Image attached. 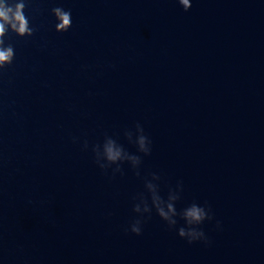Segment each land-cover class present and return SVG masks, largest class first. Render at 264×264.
<instances>
[{"label": "water", "instance_id": "1", "mask_svg": "<svg viewBox=\"0 0 264 264\" xmlns=\"http://www.w3.org/2000/svg\"><path fill=\"white\" fill-rule=\"evenodd\" d=\"M24 3L32 34L0 37V264H264V0Z\"/></svg>", "mask_w": 264, "mask_h": 264}, {"label": "clouds", "instance_id": "2", "mask_svg": "<svg viewBox=\"0 0 264 264\" xmlns=\"http://www.w3.org/2000/svg\"><path fill=\"white\" fill-rule=\"evenodd\" d=\"M177 2L182 5L183 9L187 11L191 7L190 0H177ZM25 3L24 0H19V2L9 3L8 0H0V37H2L6 32V25L11 28V30L20 37H23L25 34L31 35L33 29L29 27V21L24 14ZM56 14V17L60 21L59 24L55 25V30L57 32H66L72 26V16L70 11H65L60 7H56L53 9ZM3 41L0 40V44ZM14 55L13 48L11 46L7 48H0V68H3L4 64L7 62L10 64L12 62V57ZM137 128L141 132V136L139 138V145L141 151H144L146 154H149L150 149L145 148V143L150 144V141L143 134V129L137 125ZM86 146V145H85ZM122 149L115 147L114 143H109L105 148V153L107 160L109 162H117L121 158ZM138 159V158H133ZM154 199L159 200L158 197H154ZM169 212H174V208L172 204H168ZM157 213L159 216L167 219V213L164 211L162 207L157 204ZM185 216L190 217L192 220L200 222L205 219L211 220L212 216L209 214V210L205 207H197L195 204L184 213ZM174 223V221L172 222ZM131 232L137 235L140 234L141 228L137 226H133L131 228ZM186 235L185 230L181 228L179 230V236L184 237ZM190 236L188 240L189 243L197 240H205L206 237L203 231L194 230L193 232L188 234Z\"/></svg>", "mask_w": 264, "mask_h": 264}]
</instances>
